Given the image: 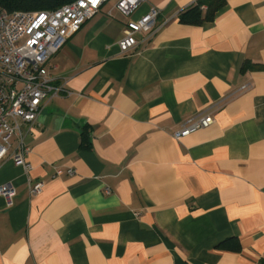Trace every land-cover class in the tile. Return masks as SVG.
<instances>
[{"label":"crops","instance_id":"crops-1","mask_svg":"<svg viewBox=\"0 0 264 264\" xmlns=\"http://www.w3.org/2000/svg\"><path fill=\"white\" fill-rule=\"evenodd\" d=\"M195 1L145 0L130 18L156 6L165 23L123 53L127 17L110 0L50 58L68 92L44 103L27 137L29 173L0 160V186L16 191L10 205L0 197V264L264 259V0L180 23ZM202 114L209 126L173 137Z\"/></svg>","mask_w":264,"mask_h":264},{"label":"built area","instance_id":"built-area-1","mask_svg":"<svg viewBox=\"0 0 264 264\" xmlns=\"http://www.w3.org/2000/svg\"><path fill=\"white\" fill-rule=\"evenodd\" d=\"M110 0H73L54 10L12 11L0 7V160L11 159L25 173L32 169L27 141L44 103L66 91L54 83L48 62L74 32ZM145 0H115L114 8L127 17L117 44L125 53L141 40H150L158 28L160 9L150 6L138 19L130 15ZM110 14V13H109ZM213 122L211 114L187 118L173 133L175 139L205 128ZM61 171L57 170L56 175ZM73 174V170H68ZM29 180V179H28ZM27 180V181H28ZM43 184L28 185L30 196L39 194ZM16 191L6 183L0 197L7 205Z\"/></svg>","mask_w":264,"mask_h":264},{"label":"trees","instance_id":"trees-1","mask_svg":"<svg viewBox=\"0 0 264 264\" xmlns=\"http://www.w3.org/2000/svg\"><path fill=\"white\" fill-rule=\"evenodd\" d=\"M73 0H0V7L8 12L12 11H40L54 10ZM225 4V0H196L194 3L180 11L178 20L182 24L199 26L205 22L212 21L217 11ZM246 65L254 67L255 64ZM262 67V66H257ZM81 145L88 148L91 145L89 129L84 127L81 132ZM226 241L217 245L220 248L239 249L238 245H228ZM258 264H264L261 259Z\"/></svg>","mask_w":264,"mask_h":264}]
</instances>
